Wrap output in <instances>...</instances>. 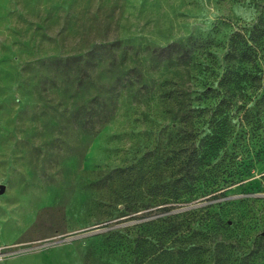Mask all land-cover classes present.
<instances>
[{
    "label": "rangeland",
    "instance_id": "374dc122",
    "mask_svg": "<svg viewBox=\"0 0 264 264\" xmlns=\"http://www.w3.org/2000/svg\"><path fill=\"white\" fill-rule=\"evenodd\" d=\"M263 7L0 0V264L176 263L151 257L133 226L177 213L200 233L185 244H203L204 264L217 252L264 264V104L251 109L264 92V37L261 58L220 86L231 35ZM172 91L190 102L179 107ZM205 162L230 179L213 196L198 194L210 186ZM186 173L192 183L175 187L195 200L121 211Z\"/></svg>",
    "mask_w": 264,
    "mask_h": 264
},
{
    "label": "trees",
    "instance_id": "16d2710c",
    "mask_svg": "<svg viewBox=\"0 0 264 264\" xmlns=\"http://www.w3.org/2000/svg\"><path fill=\"white\" fill-rule=\"evenodd\" d=\"M244 31L245 34H242L239 31L233 33L228 41L227 51L223 58L226 64V69L223 78L220 81L222 90H225V87H227L232 80L234 81L233 77L239 78L240 73L238 72L239 69L236 65L241 66L245 63L254 64L255 61L261 58L260 52L262 51V47L260 45V40L264 37V7L259 10L255 25ZM255 79L256 78L252 80ZM261 79L260 86L262 85L264 89V77H261ZM180 93L181 94H177L172 91L168 95V98L179 105V107L185 106L186 102H190V97H185V95L182 96V92ZM214 93L216 92L213 87H209L203 91L201 96H213ZM263 104L264 92L261 93L258 99L254 102V105L251 108L252 111L260 108ZM219 166V163H204V168L206 169L207 174L203 173L200 176V179L208 184H205L206 187L209 186V184L210 186L208 187L209 190L203 189L198 194H201V196H213L220 189L218 188L220 182H230V179L229 181H226V178L228 177H221L216 173H212L213 170L217 169ZM125 171L126 170L123 169H116L113 173H125ZM158 181L157 184H161L160 180ZM192 181L193 177L190 173H186L184 177H174L172 180L170 179L168 182L164 183V185H161L160 188L154 187V189L151 188L148 191H145L143 195L141 193V197H144V200L151 202L152 204L143 206L142 201H133L132 198H130L131 201H127L123 205L121 211L125 214H130L141 212L146 208L152 207L153 204L164 205L167 203L191 202L195 200V194H198L192 192L189 188L184 190L175 187V185L181 184V187H183V185L187 186L191 184ZM168 210L170 209L167 208V206H164L161 209L158 208L157 211L165 212ZM181 216L182 213L170 214L135 224L133 227L140 229L137 239H139L140 242L148 243L146 249L147 253L155 259L159 260L163 255H166L170 257L171 260L173 259L172 262H176L171 264H204L203 255L201 253H195L198 249H202L203 244H200V246L185 244L186 242L194 240V237L200 235V233L192 230V233L188 235V224L183 218L180 219ZM193 242H195V240ZM228 257L229 254L227 253L221 254L220 252H217V254L212 257L213 264H228Z\"/></svg>",
    "mask_w": 264,
    "mask_h": 264
},
{
    "label": "water",
    "instance_id": "95a60500",
    "mask_svg": "<svg viewBox=\"0 0 264 264\" xmlns=\"http://www.w3.org/2000/svg\"><path fill=\"white\" fill-rule=\"evenodd\" d=\"M2 191H3V188L1 187V188H0V192H2Z\"/></svg>",
    "mask_w": 264,
    "mask_h": 264
}]
</instances>
